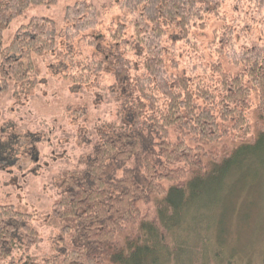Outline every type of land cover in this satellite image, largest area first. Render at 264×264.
<instances>
[{
    "label": "trees",
    "instance_id": "obj_1",
    "mask_svg": "<svg viewBox=\"0 0 264 264\" xmlns=\"http://www.w3.org/2000/svg\"><path fill=\"white\" fill-rule=\"evenodd\" d=\"M62 1L0 0V106L16 91L41 86L44 60L66 37L71 43L80 39L95 54L80 64L73 54H58L73 64L71 74L52 85L54 98L40 102V114L67 112L92 125L90 101L65 94L87 86L108 89L98 78L106 71L116 77L121 118L108 132L97 129L98 143L87 152L85 169L81 154L74 169L61 173V193L47 208L45 222L60 234L59 245L46 251L47 259L28 248L16 257V224L29 221L33 212L0 200V264H236L221 247L210 249L201 228L184 223L182 211H208L192 218L202 224L219 205L218 193L237 162L264 152V0H119L127 14L107 35L92 33L102 13L86 0L66 2L60 16H31ZM228 3L240 13L233 25L223 12ZM211 19L225 23L215 31L212 47L239 72L198 62L182 76L171 73L167 57L176 54L179 42L196 47L193 30L206 31ZM17 23L22 24L14 34ZM170 28L178 34L168 36ZM171 67L178 70L179 63ZM227 140L234 146L220 150ZM132 161L136 164L123 169ZM141 203L154 205L153 219ZM187 226L201 245L192 244L191 236L181 238Z\"/></svg>",
    "mask_w": 264,
    "mask_h": 264
},
{
    "label": "rangeland",
    "instance_id": "obj_2",
    "mask_svg": "<svg viewBox=\"0 0 264 264\" xmlns=\"http://www.w3.org/2000/svg\"><path fill=\"white\" fill-rule=\"evenodd\" d=\"M68 1L70 0H63L57 8L49 10L40 8L31 16H44L47 13L60 16L64 4ZM86 1L97 6L102 13L99 28L89 33L107 35L120 18L127 14V11L123 12L119 8V0ZM223 12L229 25H233L240 14L234 10L231 3L224 6ZM21 24L17 23L13 27L14 34ZM224 24L222 21L211 19L206 31L193 30L192 41L195 42L196 47L179 42L176 46V54L167 57L170 72L182 76L198 62L203 63L204 66L217 62L226 72L237 74L239 68L212 47L215 31ZM171 34L177 35L178 31L170 28L168 36ZM131 37L132 31L128 30V38ZM58 41L57 51L50 52L44 60L46 73L41 80V86L24 93L16 91L8 104L0 106V200L21 204L33 212L29 221L16 224L17 245L13 253L18 259H21L26 248L42 255V259H47L46 251H49L53 245H59L60 234L46 226L45 222L50 214L47 208L61 193L60 175L63 171L74 169L81 162V154L85 159H82L84 164H80V167L85 169L86 163L91 160L87 152L94 150L98 143V138L94 136L97 129L108 132L110 128L108 125L121 118V106L117 103L116 90L113 89L116 77L106 71L98 78L108 89L87 86L82 90L68 89L65 94L70 100L90 101L91 113L94 114L95 119L92 125L67 112L59 117L40 114L38 110L40 102L54 98L56 87L52 85L61 84L64 76L71 74L73 64L58 54L60 52L73 54L78 64L95 54L94 49L85 46L80 39L71 43L66 37H60ZM132 60L135 63L138 61L135 56ZM173 61L179 63L178 70L172 69ZM139 70H141L139 75H146L142 66ZM197 75L203 76L201 71ZM204 78L208 79L207 76ZM255 115L256 113H251L253 124L259 121ZM234 144L232 140H227L219 149L225 151L226 147ZM237 163L230 176L224 179V186L218 193L220 206L217 205L215 210L212 206L213 213L211 212L202 224L201 222L193 224L192 218L197 216V219H200L201 215L208 211L199 210L197 207L185 209L182 211L183 221L184 223L191 221L189 224L193 229L201 228V237L211 243L210 249L214 251L217 246L221 247L225 255L234 256L236 264H264V152L257 151L246 161ZM135 164L136 162L132 161L123 169ZM122 174L123 172L119 171V175ZM171 186L166 184L167 188ZM198 203L202 205L201 201ZM141 206L144 213L153 219L154 205ZM28 227L32 230L31 233L28 232ZM187 229L188 232L182 234L181 238L183 239L184 235L191 236L192 244L201 245L198 244V236L189 233L192 227L187 226ZM190 261L186 260L184 264H190ZM2 262L13 264L9 260Z\"/></svg>",
    "mask_w": 264,
    "mask_h": 264
}]
</instances>
